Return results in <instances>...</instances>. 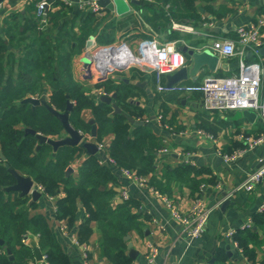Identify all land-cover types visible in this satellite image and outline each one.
Listing matches in <instances>:
<instances>
[{
	"label": "crops",
	"instance_id": "0c3cea01",
	"mask_svg": "<svg viewBox=\"0 0 264 264\" xmlns=\"http://www.w3.org/2000/svg\"><path fill=\"white\" fill-rule=\"evenodd\" d=\"M41 1L43 0H5L1 4L0 37L6 44L9 43V39L5 37L6 31L12 29V26L19 27L27 24L34 15L31 6L36 7ZM70 1L73 2L72 7H67L60 1L66 6L64 11H68V17L70 13L67 9L80 10L78 8L80 1L100 2L101 0ZM127 1L130 3L131 0ZM196 5L204 22L195 27L172 20L171 30L175 32L173 39L154 31L143 19L141 13L135 10L136 5L130 4L131 11L123 16L104 9L111 13L108 21L117 19L120 24V32L117 31L113 43H125L135 53H138L140 42L146 39H154L160 44H175L177 50L184 57V66L180 70L187 69L188 71L187 80L180 81L175 86L189 83L200 85L211 76L236 77L239 75L240 63L243 61L249 64L256 63L262 67L260 91L263 93L264 0H214L210 3L212 12L206 9L208 5L206 3L197 1ZM53 6L51 7L52 11L61 9L59 6ZM168 7L169 5L166 10ZM105 15V11L100 14V16ZM134 21L137 24L132 27ZM173 24L189 26L194 31L182 32L173 29ZM251 26L257 27L260 32L262 45L259 47L243 46L239 41L237 30L241 27L250 28ZM127 27H131L130 30ZM125 29L132 33H126ZM15 33L13 30L14 35H16ZM19 40V43L23 45L25 40H22L21 37ZM218 40L235 41L237 55L222 57L215 54L212 46ZM25 42L26 45L29 44V41ZM86 49L85 45L82 54L75 56L72 60V78L76 83L85 86L91 97L100 101L97 99V95L104 89L98 88V84L102 82L98 83L96 77L85 78L83 76V59ZM205 49H211L219 57L218 66L215 72H210L205 67L199 75L193 78L190 76L194 68L190 52L200 53ZM172 75L163 76L165 77L164 85L169 83L168 76ZM109 78L116 84L123 83L131 89L133 97L130 101L143 113L142 117L135 121L147 125L163 144L162 149L157 153L156 167L158 179L161 180V185L165 190L164 193L151 185V176L144 177L146 184L140 185L126 177L121 168L108 162L111 158L110 146L115 138L113 134L105 136L101 142L92 138L91 135L84 136L86 142L104 145V150L98 151L96 155L103 162L101 165L113 168V173L118 180L117 189H120V192H117L116 204L124 202L122 193L126 192L129 200L136 204L132 211L141 215V232H132L128 235L131 238L129 243L133 244V249L138 254L134 259V264H218L219 258L223 254L227 257L226 264H264V224L261 229H258L254 224L255 217L264 211V176L253 190L248 191L245 188L246 182L253 173L264 170V166L259 168L260 162L264 160V142L251 148L247 141V139L251 141L264 139L262 112L253 110L209 112L203 107L201 92L159 91L158 80L155 83V73L143 72L137 68L120 70L111 74ZM52 93V87L45 83L41 95L38 94V99L43 100L44 98L49 103ZM107 95L113 96L114 94ZM28 98L35 97L31 95ZM246 111L255 113L254 117L244 116L243 113ZM82 116L88 123L94 121L89 110H85ZM159 116H162L161 120L158 119ZM95 126L98 129L96 123ZM199 131L212 135L214 140L199 135ZM63 137H65V133ZM58 139L54 138V140ZM88 154V152H83L78 155L66 169L65 176L73 175L76 177L75 179H78V170ZM235 154L238 156L234 161H226L224 158L226 155ZM2 155L3 153L0 152V163L6 165V158L3 155L4 161ZM187 167L209 172L202 174L192 172L189 176L190 181H187V178L183 182L179 179L167 181L162 176L166 170L173 171ZM194 179L201 181L200 188L203 189L201 193H192L190 185ZM34 189L39 190V185L35 183ZM41 193V198L33 203H31L32 197L26 196L30 205L36 204V208L30 210V216L43 215L46 218L55 238L69 255L71 263L111 264L107 258L100 255L101 235L96 222L92 223L95 231L87 246L89 258L85 257L82 247L76 244L78 228L86 214L84 209H80L78 212L76 225L69 229L66 221H59L56 217L57 198L50 197L42 191ZM199 196L211 211L210 217L205 233L200 238L189 241L183 234L182 226L172 217V210L168 207L166 200L185 214L191 210L195 199ZM226 202H228L227 205H224ZM250 222L252 223L251 229L259 230L260 234L261 245L256 248V261H250L244 255L239 244L238 247L235 246L237 242L235 235L228 236L231 231L244 230L243 227ZM29 242L31 244L35 241ZM153 250L156 251L155 258L152 257ZM36 263L42 264L41 262Z\"/></svg>",
	"mask_w": 264,
	"mask_h": 264
},
{
	"label": "trees",
	"instance_id": "16d2710c",
	"mask_svg": "<svg viewBox=\"0 0 264 264\" xmlns=\"http://www.w3.org/2000/svg\"><path fill=\"white\" fill-rule=\"evenodd\" d=\"M139 1L135 10L141 13L146 23L158 34L173 39L172 20L198 27L204 19L198 12L197 1L208 4L206 9L212 12L210 3L214 0ZM53 5L61 9L48 12L49 24L45 29H40V18L34 14L27 24L12 26L16 35L12 29L6 31L8 44L0 37V152L11 169L30 177L44 194L57 198L56 217L59 221H66L69 229L76 225L77 214L84 209L86 214L77 234L80 245L88 246L95 231L92 223L96 222L101 235L100 255L111 264H134L126 237L132 232H141V215L132 211L136 206L133 201L116 204L119 183L113 168L101 165L97 155L88 154L78 170V179L73 175L66 177V169L78 155L87 153L86 149L80 145L55 151L49 144L37 149L39 141L36 136L26 133L29 128L53 139L64 136L62 123L44 106L33 108L31 104L23 103L31 95H41L46 83L53 89L49 104L57 111L65 112L68 100L73 103L69 121L76 130L84 136L91 135L93 125L82 116L85 110L91 111L98 126L96 139L101 142L109 134L115 137L110 146V157L117 166L133 170L140 177L151 176V185L165 192L156 167L157 153L163 144L147 125L128 121V117L136 120L143 115L130 101L133 97L131 89L110 78L98 84V88H103L107 94H116L113 103L122 110L119 114L115 113L112 104L96 101L85 86L72 78V60L82 54L91 36L101 46L113 44L120 29L117 19L108 21L111 13L106 9L102 11L106 15L100 16L89 10L69 8L68 17L63 3L57 1ZM35 10L36 7L31 6V11L35 13ZM19 37L29 44L26 45L25 41L20 44ZM164 82L165 77H162L161 84ZM192 172L202 174L209 171L187 167L166 170L162 176L167 181L179 179L183 182L187 178L190 181ZM200 183L197 179L192 180L193 194L203 191ZM13 184L14 178L1 162L0 186L5 188ZM34 208L36 204L30 205L28 197L0 190V240L4 241V245L0 244V264H37L29 241L37 243L47 264H72L46 218L43 215L30 216V210ZM254 224L261 229L264 211L255 217ZM250 229L238 230L235 239L244 255L250 261H256V248L261 245L260 234L259 230ZM226 261L223 254L218 264H226Z\"/></svg>",
	"mask_w": 264,
	"mask_h": 264
},
{
	"label": "built area",
	"instance_id": "2783aa9c",
	"mask_svg": "<svg viewBox=\"0 0 264 264\" xmlns=\"http://www.w3.org/2000/svg\"><path fill=\"white\" fill-rule=\"evenodd\" d=\"M58 0H43L36 6L35 13L40 18V29H45L49 24L48 12L54 2ZM67 7H72L73 2L70 0H60ZM78 8L80 10H89L100 15L104 9L99 2H84L80 1ZM173 29L182 32H193V28L181 24H173ZM237 35L240 43L243 46L253 45L259 47L262 45L260 40V32L257 27L250 28L241 27L237 30ZM92 46L85 51L90 53V67L83 65V76L85 78L96 77L97 82L106 81L111 74L120 70L137 68L143 72L155 73L159 84V91L173 92H201L203 94V107L209 112H228V111H244L253 110L260 111L264 116V92L261 93V80L263 69L259 64L241 62L239 67V75L236 77H208L202 84L196 86H173L161 84V78L166 75H172L184 66V57L177 50L175 44L164 43L160 44L154 39H146L140 42L138 53L125 43H113L108 46H99L95 37L90 38ZM212 50L218 56L233 57L237 55L236 42L233 40H218L215 41ZM98 100L102 97H108L104 91L98 92ZM159 120L162 116L158 117ZM82 134V133H81ZM199 135L206 137L209 140H214L213 136L206 134L203 131L198 132ZM249 141L251 148L259 146L264 142V139ZM98 150L103 151L104 145L99 143ZM167 151V150H165ZM237 154L224 156L226 161H234ZM111 165L117 166L114 159L109 158ZM100 164H103L100 161ZM123 174L129 179L138 182L140 185L146 184V179L140 177L133 170L122 169ZM264 170L253 173L245 184L248 191L254 189L255 185L263 178ZM39 191L43 189L39 186ZM122 200L128 201L129 196L126 192L122 193ZM169 208L172 210V217L182 226L183 234L189 241L200 238L206 231L210 210L206 207L201 196L195 199L194 204L189 212L183 214L178 211L173 205L166 200ZM252 223L246 224L243 229H249ZM235 231H231L228 236L235 235ZM76 244L85 252V257L88 258L87 246H82L76 240ZM238 247V243H235ZM156 251L153 250L152 257L155 258ZM42 264L46 263V257L42 255ZM153 261V260H152ZM86 264H90L89 262Z\"/></svg>",
	"mask_w": 264,
	"mask_h": 264
},
{
	"label": "water",
	"instance_id": "95a60500",
	"mask_svg": "<svg viewBox=\"0 0 264 264\" xmlns=\"http://www.w3.org/2000/svg\"><path fill=\"white\" fill-rule=\"evenodd\" d=\"M5 0H0V6L1 4L4 2ZM99 4L112 11V12H116V14L118 16H123L128 14L131 11V7L130 4L132 5H137L139 4L138 0H131L130 3L127 0H101L99 2ZM92 46V41L88 40L86 47L90 48ZM190 56L192 57V61L194 64V68L192 70V72L190 73V76L195 78L197 75L200 74V72L202 71V69H204L205 67L208 68V71L210 72H215L217 66H218V62H219V57L217 55L214 54V52H212L211 49H205L204 51L200 52V53H194V52H190ZM83 63L85 65V67L89 68L90 67V53L87 52L84 59H83ZM188 78V71L187 69H183L178 71L177 73H175L172 76H168V81L169 83L167 84V87H173L176 84H178L180 81L183 80H187ZM68 98V97H67ZM116 98V94H114L113 96H108V97H102L100 99V102H105L107 104H112L114 109H115V113H122V110L115 104L113 103V100ZM23 103H29L32 105V107L34 108L35 106H39L42 105L44 106L53 116H55L61 123H62V127L65 133V137L60 138L58 140H54L48 136L36 133L34 130L32 129H27L26 133L27 134H31V135H35L36 138L39 141V146L37 147V149H39L41 147V145L43 144H49L53 147V149L55 151H57L58 149L62 148V147H66V146H70V147H76V146H83V148H85L87 150V152L90 155H96L98 153V146L95 143H91V142H86L84 140V135L81 134L78 130H76L69 121V115L70 112L73 109V103L70 102L68 100L67 102V108L65 112H59L57 111L55 108H53L48 102H46L45 100H39V99H35V98H27L23 101ZM244 116H246L247 118H252L254 117L255 113L253 112H244L243 113ZM128 121L131 124H138V125H144L143 122H136L133 118L128 117ZM91 125H93L92 131H91V136L92 138H96L97 137V128L95 126V121H91L90 123ZM2 159L5 161L4 156L2 155ZM264 166V160H262V162H260V167ZM5 168L8 170L9 174L14 178L15 180V184L9 186V187H5L2 188L0 186V190H3L6 193L9 192H14V193H19L21 197H25V196H31L32 197V202H37L41 196L42 193L37 190L34 189V181L30 178V177H24L23 175H21L19 172H17L14 169H11L10 166L8 164L5 165ZM117 192H120V189H116ZM228 202H226L224 205H227ZM81 206V205H80ZM130 236L126 237V240L129 242L130 241ZM0 244L4 245V241L0 240ZM31 246L33 248V252L35 255V259L37 262H42V253L41 250L39 249L37 243L32 242ZM128 248L130 250L129 252V256L134 260L137 257V252L133 249V244L130 242L128 244ZM7 254L10 255V259L13 260V256L11 255V251L9 249H7Z\"/></svg>",
	"mask_w": 264,
	"mask_h": 264
},
{
	"label": "rangeland",
	"instance_id": "374dc122",
	"mask_svg": "<svg viewBox=\"0 0 264 264\" xmlns=\"http://www.w3.org/2000/svg\"><path fill=\"white\" fill-rule=\"evenodd\" d=\"M136 24H137V22L134 21V22L132 23V27L135 26ZM119 28H120V24H119ZM127 28L129 29V28H131V27H127ZM128 29H125L124 31H126V33H127V32H128ZM129 30H130V29H129ZM119 32H120V29H119ZM130 33H132V31L128 32V34H130ZM115 73H116V72H115ZM113 74H114V73H113ZM33 97H35V99H38L39 96L36 95V96H33ZM36 97H37V98H36ZM41 100H42V99H41ZM43 100H44V98H43Z\"/></svg>",
	"mask_w": 264,
	"mask_h": 264
}]
</instances>
